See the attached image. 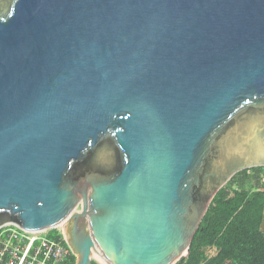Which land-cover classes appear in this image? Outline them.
Listing matches in <instances>:
<instances>
[{
    "label": "water",
    "instance_id": "95a60500",
    "mask_svg": "<svg viewBox=\"0 0 264 264\" xmlns=\"http://www.w3.org/2000/svg\"><path fill=\"white\" fill-rule=\"evenodd\" d=\"M258 166L264 0H0V227L175 264Z\"/></svg>",
    "mask_w": 264,
    "mask_h": 264
},
{
    "label": "trees",
    "instance_id": "16d2710c",
    "mask_svg": "<svg viewBox=\"0 0 264 264\" xmlns=\"http://www.w3.org/2000/svg\"><path fill=\"white\" fill-rule=\"evenodd\" d=\"M48 235L62 239L55 229ZM75 261L71 252L60 264ZM92 264L99 263L93 260ZM175 264H264V166L236 173L219 189L193 236L188 255Z\"/></svg>",
    "mask_w": 264,
    "mask_h": 264
},
{
    "label": "built area",
    "instance_id": "2783aa9c",
    "mask_svg": "<svg viewBox=\"0 0 264 264\" xmlns=\"http://www.w3.org/2000/svg\"><path fill=\"white\" fill-rule=\"evenodd\" d=\"M49 231V230H48ZM48 231H31L14 224L0 227V264H60L71 250L65 238L49 237Z\"/></svg>",
    "mask_w": 264,
    "mask_h": 264
},
{
    "label": "rangeland",
    "instance_id": "374dc122",
    "mask_svg": "<svg viewBox=\"0 0 264 264\" xmlns=\"http://www.w3.org/2000/svg\"><path fill=\"white\" fill-rule=\"evenodd\" d=\"M51 230H52V229H51ZM55 230L60 231L61 233H63L62 226L55 228ZM49 231H50V230H49ZM63 237H64V235H63ZM64 238H65V237H64ZM96 258H97V257H95V259H96Z\"/></svg>",
    "mask_w": 264,
    "mask_h": 264
}]
</instances>
